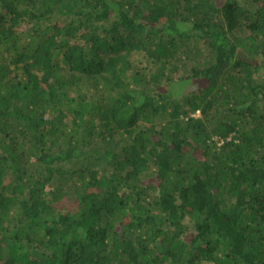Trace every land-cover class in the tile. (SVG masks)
<instances>
[{
	"label": "trees",
	"instance_id": "obj_1",
	"mask_svg": "<svg viewBox=\"0 0 264 264\" xmlns=\"http://www.w3.org/2000/svg\"><path fill=\"white\" fill-rule=\"evenodd\" d=\"M0 264H264V0H0Z\"/></svg>",
	"mask_w": 264,
	"mask_h": 264
}]
</instances>
